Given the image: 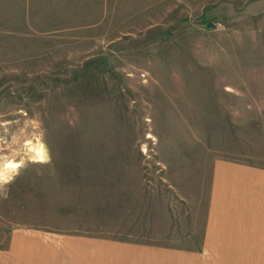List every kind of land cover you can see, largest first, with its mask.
<instances>
[{"label":"rangeland","instance_id":"obj_1","mask_svg":"<svg viewBox=\"0 0 264 264\" xmlns=\"http://www.w3.org/2000/svg\"><path fill=\"white\" fill-rule=\"evenodd\" d=\"M0 4V241L202 256L218 163L264 166V0Z\"/></svg>","mask_w":264,"mask_h":264},{"label":"crops","instance_id":"obj_2","mask_svg":"<svg viewBox=\"0 0 264 264\" xmlns=\"http://www.w3.org/2000/svg\"><path fill=\"white\" fill-rule=\"evenodd\" d=\"M202 234L203 255L191 256L188 264H264V166L218 163L209 180ZM90 245L31 240V230H12L0 241V264H147L146 258L144 263L126 255H74Z\"/></svg>","mask_w":264,"mask_h":264},{"label":"water","instance_id":"obj_3","mask_svg":"<svg viewBox=\"0 0 264 264\" xmlns=\"http://www.w3.org/2000/svg\"><path fill=\"white\" fill-rule=\"evenodd\" d=\"M206 26H207V28H211V27L213 26V24H212L211 22H208V23L206 24Z\"/></svg>","mask_w":264,"mask_h":264},{"label":"bare ground","instance_id":"obj_4","mask_svg":"<svg viewBox=\"0 0 264 264\" xmlns=\"http://www.w3.org/2000/svg\"><path fill=\"white\" fill-rule=\"evenodd\" d=\"M31 150V149H30ZM38 150V149H37ZM41 151V150H40ZM42 152V151H41ZM39 153V152H38ZM41 153H39V155H40ZM41 158H42V156H41ZM38 159H39V156H38ZM14 167L17 169V167H18V164H14ZM9 169V168H8ZM5 178V177H4Z\"/></svg>","mask_w":264,"mask_h":264}]
</instances>
